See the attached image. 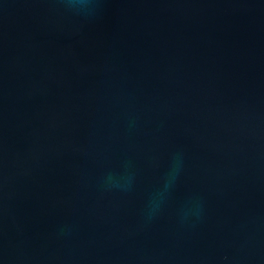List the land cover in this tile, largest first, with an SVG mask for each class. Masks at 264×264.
<instances>
[{"label": "water", "instance_id": "1", "mask_svg": "<svg viewBox=\"0 0 264 264\" xmlns=\"http://www.w3.org/2000/svg\"><path fill=\"white\" fill-rule=\"evenodd\" d=\"M0 264H264V0H0Z\"/></svg>", "mask_w": 264, "mask_h": 264}, {"label": "clouds", "instance_id": "2", "mask_svg": "<svg viewBox=\"0 0 264 264\" xmlns=\"http://www.w3.org/2000/svg\"><path fill=\"white\" fill-rule=\"evenodd\" d=\"M87 5H88V0H80L81 7H87Z\"/></svg>", "mask_w": 264, "mask_h": 264}]
</instances>
